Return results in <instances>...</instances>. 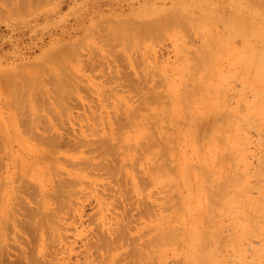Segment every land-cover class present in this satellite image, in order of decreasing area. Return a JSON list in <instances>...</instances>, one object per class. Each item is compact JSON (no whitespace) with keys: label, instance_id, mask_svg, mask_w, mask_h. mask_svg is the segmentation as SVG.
Wrapping results in <instances>:
<instances>
[{"label":"rangeland","instance_id":"374dc122","mask_svg":"<svg viewBox=\"0 0 264 264\" xmlns=\"http://www.w3.org/2000/svg\"><path fill=\"white\" fill-rule=\"evenodd\" d=\"M158 18L170 23L144 30ZM61 77L74 80L63 85L68 93ZM196 82L202 85L190 88ZM188 100L194 104L183 108ZM227 115L232 128L222 132ZM193 117L200 125L191 132ZM114 132L122 138L118 148L111 146L119 142ZM101 135L116 143L104 150ZM218 180L226 197L212 205L207 192ZM180 224L185 242L194 241L191 250L200 246L210 264H264V0H0V264H159L160 255L165 263L187 264L188 245L174 228ZM172 228L174 238L163 240Z\"/></svg>","mask_w":264,"mask_h":264},{"label":"bare ground","instance_id":"6f19581e","mask_svg":"<svg viewBox=\"0 0 264 264\" xmlns=\"http://www.w3.org/2000/svg\"><path fill=\"white\" fill-rule=\"evenodd\" d=\"M36 1H39L40 3L42 2V0H41V1H40V0H36ZM25 2H26V0H25ZM31 2H33V1H31ZM20 3H21V2H20ZM23 3H24V2H23ZM33 3L35 4V1H34ZM38 4H39V3H38ZM18 5H19V4H18ZM31 5H32V4H31ZM33 6H34V5H33ZM166 14H167V13H166ZM164 15H165V14H164ZM168 15H169V14H168ZM179 16H180V15H179ZM182 16H183V15H182ZM181 18H184V17H181ZM127 20H128V19H127ZM131 20H132L133 22H132ZM145 20H146V19H145ZM178 20H179V19H178ZM184 20H185V19H184ZM129 21H131V22H129ZM138 21H139V20H137V22H138ZM143 21H144V20H143ZM143 21H139V22L142 23ZM167 21H168V20L165 19V18H158L157 20H154V21H149V19H148V21L146 22V24L149 22L148 25H146V27H145V25H144L143 27L146 28V29H144L145 31H147L148 33H150L149 30H150V29H153V28H151V25H152L153 27H154V26H155V27H158V28H157V31H158V30H159V27H161V26L164 25V24H168V23H170V22H167ZM170 21L173 22V20H172L171 18H170ZM127 23H129V24L131 23V27H134V26L137 25L136 20H133V19H131V18L127 21ZM135 23H136V24H135ZM141 23H140V25H141ZM144 23H145V22H144ZM125 24H126V23H125ZM129 24H126V25H129ZM121 25H123V24H121ZM138 25H139V24H138ZM171 25H172V24H171ZM123 26H124V25H123ZM147 26L150 27L149 30H148ZM140 27L142 28V26H138V28H140ZM155 27H154V29H155ZM134 28L136 29L137 27H134ZM138 28H137V32L139 33ZM141 28H140V29H141ZM135 29H134V31H135ZM142 29H143V28H142ZM154 29H153V30H154ZM153 30H152V32H153ZM145 31H144V32L142 31L143 34L145 33ZM157 31H155V32H157ZM139 34H141V30H140V33H139ZM73 47H76V46H73ZM204 49H205V48H204ZM74 50H75V49H74ZM198 51H200V50H198ZM195 52H196V51H195ZM203 52H204V50H203ZM198 54H199V52H198ZM206 54H207V52H206L205 54H202V55H206ZM207 56L210 57V55H206V56L204 57V60H205V58H206ZM195 57H196V56H195ZM196 58L198 59V57H196ZM199 58H201V57L199 56ZM204 60H203V61H204ZM201 61H202V60H201ZM244 67L246 68V67H248V66H244ZM65 70H66V69H65ZM62 72H63V71H62ZM199 72H201V71H199ZM192 73H194V75H196V71H195V70H194L193 72H191L190 75H192ZM197 74H198V72H197ZM194 75L191 76V77L188 76V75H187V76L190 77V79H191L192 77H194ZM68 78H69V77H68ZM202 78H203V76H202ZM202 78H200V81L202 80ZM66 79H67V78H66ZM66 79H64V77H63V80L66 81ZM193 79H196V80H197L196 76H195V78H193ZM67 80H68V81H69V80L72 81L71 79H67ZM68 81L65 82V83H64V82L62 83V77H61L60 82H61L62 86H63L64 84L67 85L66 83H68ZM73 81H74V80H73ZM73 81H72V82H73ZM200 81H199V82H200ZM72 82H71V83H72ZM204 82H205V80L202 81V83H204ZM73 83H74V82H73ZM68 84H70V83H68ZM195 84H196V86L193 87V85H192L190 88L195 89V88H198V87H200V86L202 85L201 83H200V85H197V84H199V83H197V82H196ZM57 85H58V87L60 86V88H61V90H62L61 85H59V83H58ZM65 85H64V86H65ZM70 85H72V84H70ZM74 85H75V83L73 84V86H74ZM53 86H54V85H53ZM64 86H63V87H64ZM76 86H78V85H76ZM67 87H68V86H67ZM181 87H182V86H181ZM253 87H254V86H253ZM60 88H59V90H60ZM65 88H66V87H64L63 90H64ZM69 88H70V86H69ZM69 88H68V89H69ZM73 88H75V87H73ZM73 88H72V86H71L70 89H73ZM152 88H153V87H152ZM55 89H56V88H55ZM59 90H58V91H59ZM61 90H60V91H61ZM65 90H66V89H65ZM151 90H152V89H151ZM156 90H157V89H156ZM55 91H56V90H55ZM60 91H59V93H60ZM67 91H68V90H66V92H65V91H64V92H65V93H68ZM71 91H75V90H71ZM191 91H193V90H191ZM65 93H64V94H65ZM69 93L72 94V92H69ZM158 93H159V92H158ZM256 93H257V92H256ZM60 94H63V93H60ZM71 94H70V96H71ZM65 95H66V94H65ZM158 95H159V94H158ZM59 96H61V95H59ZM62 96H63V95H62ZM66 96L69 97L68 94H67ZM160 96H161V95H160ZM160 96H158V98H159ZM63 98H64V96H63ZM150 98H152V97L150 96ZM160 98H161V97H160ZM37 99H38V98H37ZM68 99L70 100V98H68ZM47 100H48V99H47ZM144 100L146 101V99H144ZM144 100H142V101H144ZM168 100H169V99H168ZM35 101H36V100H35ZM66 101H67V100H66ZM155 101H156V100H155ZM155 101H151V102H155ZM158 101H159V103H161L160 100H157V103H158ZM188 101H189V100H188ZM188 101H187V102H183V103L178 101L177 103H182V104L185 103V104L183 105V108H184V107H187V104H188V103H192V104H194L193 101H192V102H190V101L188 102ZM38 102H40V101H38ZM69 102H70V101H69ZM140 102H141V101H140ZM147 102H148V101H147ZM147 102H146V104H147ZM166 102H167V104H168V101H166ZM35 103H36V102H35ZM40 103H41V102H40ZM46 103H47V102H46ZM138 103H139V102H138ZM157 103H156V104H157ZM195 103H198V101H196ZM37 104H38V103H37ZM42 104H43V103H42ZM42 104H41V106H42ZM47 104H48V103H47ZM142 104H143V103H142ZM142 104L140 103L139 105H142ZM152 104H153V103H152ZM152 104H151V105H152ZM192 104H191V105H192ZM50 105H51V104H50ZM147 105H150V103L148 102ZM157 105H158V104H157ZM178 105H179V104H178ZM178 105H177V106H178ZM185 105H186V106H185ZM191 105H190V106H191ZM39 106H40V105H39ZM188 106H189V104H188ZM190 106H189V107H190ZM21 107H22V106H21ZM24 107H25V105H24ZM134 107H135V106H134ZM146 107H147V106L145 105L144 108H146ZM149 107H150V106H149ZM149 107H148V108H149ZM189 107H187V108L189 109ZM17 108H18V107H17ZM26 108H27V107H26ZM26 108H24V109H26ZM39 108H40V107H39ZM45 108H46V107H45ZM142 108H143V107H141L140 109L144 111V108H143V109H142ZM24 109H23V110H24ZM51 109H52V108H51ZM51 109H50V110H51ZM133 109H134V108H133ZM140 109L138 108V109H137V112H138ZM185 109H186V108H185ZM185 109H184V110H185ZM21 110H22V108H21ZM26 110H27V109H26ZM128 110H129V109H128ZM134 110H135V109H134ZM134 110H132V111H133V112H132V111H131V108H130V111H131L132 114L134 113ZM158 111H159V110H158ZM166 111H167V109H166ZM188 111H189V110H188ZM21 112H22V111H21ZM121 112H122V111H121ZM121 112H120V113H121ZM135 112H136V111H135ZM48 113H49V112H48ZM131 113L129 114V112H128V115L130 116ZM138 113H139V112H138ZM150 113H153V112H150ZM186 113H187V111H186ZM27 114H28V113H27ZM140 114H141V113H140ZM140 114H138V115H140ZM153 114H154V113H153ZM153 114H151V116H153ZM155 114H158V113L155 112ZM155 114H154V115H155ZM161 114H162V113H161ZM161 114H160V116H161ZM169 114H170V113H169ZM128 115H127V117H126V116H124V114H123V116L129 120V118L131 119V117H128ZM134 115H137V113H134ZM142 115H143V114H142ZM165 115H166V114H165ZM186 115H189V114H186ZM123 116H121V117H123ZM131 116H132V115H131ZM163 116H164V115H163ZM166 116H167V115H166ZM133 117H134V116H133ZM133 117H132V118H133ZM137 117H138V116H137ZM137 117H136V118H137ZM30 118H31V117H30ZM38 118H39V117H38ZM38 118H37V119H38ZM148 118H150V117H148ZM160 118H161V117H159L158 120H157V118H156V120L159 121ZM114 119H115V118H114ZM117 119L119 120V118H117ZM137 119H138V118H137ZM23 120H24V119H23ZM25 120H27V119H25ZM28 120H30V119L28 118ZM28 120H27V121H28ZM33 120H34V119H33ZM156 120H155V121H156ZM167 120H168V119H167ZM167 120H166V121H167ZM191 120H192V122L189 123V124H190V126H191V132H192V131H194L195 129H197V128L199 127L200 122H198V120H197L196 118H194V117L191 118V119L189 120V122H190ZM112 121H113V120H112ZM115 121H116V120H115ZM124 121H126V120L124 119ZM131 121H133V120L131 119ZM210 121H211V120H210ZM233 121H234V118H233L232 116H230V115H229V116L227 115V116H226V119H225V121H224V122H225V125L223 126V131H222V132H225V131H227V129L232 128L230 125H231V123H232ZM31 122H32V121H31ZM116 122H117V121H116ZM122 122H123V121H122ZM150 122H151V121H150ZM152 122H153V121H152ZM167 122H168V121H167ZM20 123H21V122H20ZM26 123H29V121L26 122ZM32 123H33V122H32ZM35 123H36V122H35ZM37 123H38V121H37ZM110 123H111V121H110ZM113 123H114V121H113ZM119 123H120V122H119ZM123 123H125V122H123ZM165 123H166V122H165ZM205 123H207V125H206ZM205 123H203V124H205L207 127L210 126V124H211V122H209V120H208V122H205ZM22 124H24V123H21V125H22ZM33 124H34V123H33ZM126 124H127V122H126ZM132 124H134V122H133ZM153 124H154V123H153ZM24 125H25V124H24ZM27 125H28V124H27ZM29 125L31 126V123H30ZM35 125H37V124H35ZM119 126H121V125H119ZM126 126H127V125H126ZM163 126H164V125H163ZM203 126H204V125H203ZM206 126H205V127H206ZM24 127H25V126H24ZM107 127H109V126H107ZM114 127H115V126H114ZM114 127H113V128H114ZM116 127H118V125H117ZM123 127H124V126H123ZM123 127H122V128H123ZM149 127H150V126H149ZM149 127H148V128H149ZM166 127H167V125H166ZM205 127H204V128H205ZM207 127H206V128H207ZM28 128H29V127H28ZM32 128H33V127H32ZM32 128H31V129H32ZM204 128H203V129H204ZM33 129H34V128H33ZM109 129H110V128H109ZM124 129H126V128L124 127L123 130H124ZM153 129L155 130L154 127H153ZM153 129H152V130H153ZM27 130H29V129H27ZM115 130H116V129H115ZM117 130H118V129H117ZM117 130H116V132H117ZM123 130L121 129V130L119 131V132H120L119 136H120V135L123 136V134H121V131H122V133L125 134V131H123ZM168 130H169V129H168ZM29 131H31V130H29ZM107 131H108V132H107ZM107 131H106V132L109 133V130H108V129H107ZM165 131H167V130H165ZM126 132H127V131H126ZM150 132H151V131H150ZM191 132H190V133H186V134L189 135V136L191 137V136L194 135V134L191 133ZM107 133H106V134H107ZM36 134H37V132H36ZM114 134H115V132H114ZM161 134H162V133H161ZM195 134H196V133H195ZM37 135L39 136L40 134L38 133ZM109 135H110V133H109ZM116 135H118V134H115V137H116ZM148 136H149V135H148ZM148 136H147V137H148ZM161 136L163 137V135H161ZM161 136H160V139H159V140H162V139H163V138L161 139ZM40 137H41V135H40ZM56 137H57V136H56ZM58 137H59V136H58ZM98 137H99V138L101 137L100 142H101L102 146H103V144H104V150H105V147H106L105 145H108V146H109L110 144H113V143L115 144L116 141L119 140V139L116 137V138H115L116 141H115V142L112 141V142H113V143H112V142H111V137L109 136V137H110V138H109L108 135H107L108 138L106 137V138H104V139H102V137H105V135H101V136H98ZM147 137H146V138H147ZM190 137H189V138H190ZM41 138H42V137H41ZM149 138H151V135L149 136ZM155 138H156V137H155ZM158 138H159V136H158ZM43 139H44V137H43ZM51 139H53V138H51ZM84 139H86V138L84 137ZM97 139H98V138H97ZM121 139H122V138L120 137L119 142L115 144V145H117V146H113V145H111V146H112V147H117V148H118V146L121 145V144H120ZM152 139H154V138H152ZM172 139H173L172 136H169L168 134L165 136L164 143H165V144L167 143L166 146H168V147H167L168 150L170 149V146H171L170 144H171V142H173ZM41 140H42V139H41ZM45 140H46V136H45ZM45 140H44V142L46 143ZM55 140H56V139H55ZM143 140H144V139H143ZM143 140H142L141 142H143ZM147 140H148V139L144 140V143L146 142V144H149V143H147ZM150 140H151V139H150ZM222 140L226 143V139H225L224 136L222 137ZM47 141H48V140H47ZM51 141H52V140H51ZM56 141H57V140H56ZM83 141L85 142L86 140H83ZM96 141H97V140H96ZM153 141H154V140H153ZM153 141H152V143H153ZM174 141H175V140H174ZM80 142H81V140H80ZM100 142L98 141V143H97V142H96V143L99 144ZM139 142H140V141H139ZM141 142H140V144H141ZM162 142H163V140H162ZM199 142H200V141H199ZM199 142H198L197 140H195V144H196L195 146L199 149L197 154H198L199 157L201 158L202 150L200 149V146H198V143H199ZM48 143H49V142H48ZM52 143H53V142H52ZM96 143H94V144H96ZM156 143H158V142H156ZM160 143H161V142H160ZM46 144H47V143H46ZM49 144H51V142H50ZM154 144H155V143H154ZM161 144H163V143H161ZM51 145H52V144H51ZM55 145H57V144H55ZM151 145L154 146L153 144H151ZM121 146H122V145H121ZM124 146H126V150H127V145H124ZM134 146H135V145H134ZM136 146H138V144H137ZM139 146H140V145H139ZM139 146H138V147H139ZM141 146H142V145H141ZM145 146H146V145H144V147H145ZM147 146H148V145H147ZM156 146H157V144H156ZM156 146H154V147H156ZM162 146H163L164 149L166 150L165 146H164V145H162ZM52 147H54V146H52ZM97 147H98V146H97ZM142 147H143V146H142ZM149 147H150V146H149ZM149 147H146V148H149ZM154 147H153V148H154ZM95 148H96V147H95ZM107 148H109V147H107ZM117 148H115V150H117ZM133 148L135 149V147H133ZM139 148H140V147H139ZM153 148H151V149H153ZM97 149H98V150H99V149H103V147L101 148V146H100V148H97ZM97 149H96V150H97ZM137 149H138V148H137ZM141 149H142V153H143V151H144L145 148H140L139 151H140ZM151 149H149V150H151ZM51 150H52V149H51ZM108 150H109V149H108ZM108 150H107L108 153H107V152H106V153H107V155H110L111 153H109V152H110L111 150H110V151H108ZM123 150H124V153H125V152H126L125 149H123ZM123 150H121L122 152H121L120 150H119V151H120L121 153H123ZM129 150H130V148H129ZM132 150H133V149H132ZM147 150H148V149H147ZM147 150H145V152H147ZM168 150H167V151H168ZM172 150H173V149H172ZM100 151H103V150H100ZM100 151H99V152H100ZM119 151H118V153H119ZM133 151H134V150H133ZM135 151H136V149H135ZM159 151H160V150H159ZM103 152H104V151H103ZM113 152H115L114 149H113ZM161 152H162V151L159 152L158 156L161 155V154H160ZM147 153H148V152H147ZM147 153H146V154H147ZM151 153H155V152L152 151ZM151 153H149V154H151ZM165 153H166V152H165ZM165 153H164V154H165ZM169 153H170V150H169ZM51 154H54V152H51ZM101 154H103V153H101ZM104 154H105V152H104ZM138 154H140V152H139ZM143 154H144V153H143ZM143 154H142V155H143ZM155 154H157V153H155ZM164 154L162 155L163 157H165ZM111 155H113V154H111ZM111 155H110V156H111ZM125 155H126V154H125ZM125 155H124V156H125ZM135 155H136V154H135ZM135 155H134V158H135ZM140 155H141V154H140ZM138 156H139V155H138ZM138 156H137V157H138ZM143 156H145V154H144ZM143 156H142V159H143ZM158 156H157V157H158ZM162 156H161V157H162ZM166 156H167V155H166ZM50 157H51V156H50ZM106 157H107V156H106V154H105V158H106ZM108 157H109V156H108ZM111 157H112V156H111ZM119 157H120V156H119ZM157 157H156V158H157ZM103 158H104V155H103ZM116 158H117V156H116ZM126 158H127V160H128V157H126ZM153 158H154V157H153ZM156 158H155V161H154L155 163H154V164H153V162L151 163L152 165H155V164H156ZM158 158H159V157H158ZM158 158H157V164H158ZM166 158H167V157H166ZM169 158H170V157H169ZM169 158H167V159H169ZM53 159H54V158H53ZM110 159L112 160V158H110ZM117 159H118V158H117ZM119 159H120V158H119ZM139 159L141 160V158H139ZM135 160H136V159H135ZM159 160H160V158H159ZM163 160H164V158H163ZM165 160H166V159H165ZM165 160H164L163 162H166V161H167V160H166V161H165ZM152 161H153V160H152ZM92 162H93V161H92ZM92 162L90 161V164H91ZM124 162H126V161H124ZM148 162H149V161H148ZM163 162H159V163H163ZM167 162H170V161L168 160ZM203 162H204V161H203ZM112 163H113V160H112ZM112 163H111V164H112ZM93 164H94V162H93ZM93 164H92V165H93ZM113 164H114V163H113ZM151 164H150V165H151ZM164 164H165V163H163V166H162V164H160L161 166L158 164L159 167H157V166H156V167L153 166V167H155V168H157V169H158V168H161V172H162V174H160V175H162V176L164 175V176L166 177L165 173H163V172L165 171L164 168H166L167 166L164 167ZM94 165H96V164H94ZM100 165H101V164H100ZM100 165H98V166H100ZM117 165H118V164H117ZM123 165H124V164L122 163L121 165H119L118 168L123 169V167H124ZM125 165H127V162L125 163ZM152 165H151V167H152ZM171 165H172V164H171ZM102 166H103V165H102ZM104 166H105V165H104ZM108 166H109V165H108ZM113 166H114V165H113ZM121 166H123V167L121 168ZM95 167H97V165H96ZM115 167H117V166H115ZM115 167H114V168H115ZM125 167H126V166H125ZM125 167H124V168H125ZM174 167H175V166H174ZM106 168H107V167H106ZM106 168H104V169H106ZM149 168H150V167H149ZM168 168H169V167H168ZM111 169H113V168H111ZM150 169H151V168H150ZM157 169H156V170H157ZM172 169H174V168H172ZM182 169L184 170V168H182ZM118 170H119V169H118ZM118 170L116 169V171H114V172H117ZM151 170H153V169H151ZM156 170L154 169L155 172H153V173H156ZM162 170H163V171H162ZM166 170H167V169H166ZM124 171H125V169H124ZM158 171H160V170H158ZM111 172H112V170H111ZM108 173H109V172H108ZM120 173H121V172H120ZM145 173H146V172H145ZM153 173H152V174H153ZM170 173H171V172H170ZM143 174H144V173H143ZM167 174H168V173H167ZM173 174H174V173H173ZM110 175H111V174H110ZM113 175H115V173H114ZM147 175H148V174H147ZM149 175H150V173H149ZM139 176H140V173H139ZM141 176H142V175H141ZM143 176H144V175H143ZM145 176H146V174H145ZM156 176H157V175H156ZM158 176H159V175H158ZM146 177H148V176H146ZM169 178H170V177H169ZM169 178H168L167 182L171 180V178H170V180H169ZM174 178H175V177H174ZM182 178H184V183H185V184H188L189 181H190V179H191V177L189 176V174L186 172V168H185V172H183V174H182ZM234 178H235V177H234ZM69 179H70V178H69ZM147 180H148V178H147ZM174 180H176V179H174ZM137 181H138V180H137ZM140 181H141V179H140ZM143 181H144V180H143ZM151 181H152V180H151ZM152 182H153V181H152ZM154 182H155V181H154ZM167 182H165V183H166L168 186H170V183H167ZM23 183H24V182H23ZM67 183H68V182H67ZM165 183H164V184H165ZM208 183H209V182H208ZM217 183H219V184H218V188L215 189L216 186L214 185V189H215V191L212 190V192H209V193L207 192V196H208V197L210 196V197H212V199H213V201L211 202V204L214 203V202L219 203L220 200H221L222 198H225V197H226V193H224V192H225V190H224V185L221 186V184H224V183H220L219 180H218L217 182H215L216 185H217ZM61 184H62V182L60 183V185H61ZM140 184L142 185V183H140ZM140 184H139V185H140ZM166 184H165V185H166ZM2 185H3V183H2ZM25 185H26V184H25ZM64 185L67 186V184H64ZM68 185H69V184H68ZM71 185H72V184L70 183L69 187H70ZM167 185H166V186H167ZM58 186H59V185H58ZM58 186H57V187H58ZM168 186H167V187H168ZM227 186H228V184H227ZM57 187H56V188H57ZM63 187H64V186H63ZM63 187H60V189L62 188V190H63ZM22 188H23V187H22ZM74 188H75V186H74ZM1 189H2V188H1ZM14 189H15V188H14ZM25 189H26V187H25ZM57 189H59V188H57ZM57 189H56V190H57ZM65 189H67V187H65L64 190H65ZM69 189H70V188H69ZM71 189H72V188H71ZM166 189H168V188H166ZM28 190H31V189L28 188ZM64 190H63V192H66V191H64ZM72 190H73V189H72ZM208 190H210V188H208ZM16 191H17V190H15V192H16ZM19 191H20V190H19ZM26 191H27V190H26ZM74 191H76V189H74ZM74 191H73V192L71 191V192L74 194V193H75ZM60 192H61V190H60ZM69 192H70V191L68 190V194H69ZM163 192H164V191H163ZM169 192H170V190H169ZM21 193H24V191H22ZM55 193H56V192H55ZM57 193H58V192H57ZM66 193H67V192H66ZM235 193H236V192H234V194H235ZM24 194H25V193H24ZM27 194H28V193H27ZM52 194H53V193H52ZM61 194H62V193H61ZM61 194H60V195H61ZM73 194H72V195H73ZM36 195H38V194L36 193ZM56 195H57V194H56ZM66 195H67V194H66ZM69 195H71V194H69ZM69 195H68V196H69ZM53 196H55V195H53ZM53 196H52V197H53ZM34 197H35V196H34ZM58 197H60V196L58 195ZM63 197H64V195H63ZM213 197L216 199V201H214L215 199H214ZM36 198H37V200L39 199V203H40V205H41L40 197L38 198V196H37ZM69 198H71V197H69ZM69 198H66V200H65V203H66V204H67ZM234 198H235V197H234ZM259 198H261V197H259ZM12 199H13V198H12ZM22 199H23V197L21 198V201H22ZM41 199H42V197H41ZM53 199L55 200L54 197H53ZM63 199H65V198H63ZM63 199H61V200L63 201ZM124 199H125V198H124ZM176 199H178V198H176ZM209 199H210V198H209ZM209 199H208V201L210 202L212 199H210V200H209ZM235 199H236V198H235ZM239 199H240V198H239ZM239 199H238V200H239ZM24 200H26V199H24ZM139 200H140V199H139ZM160 200H161V199H160ZM240 200H241V199H240ZM240 200H239V201H240ZM34 201H35V200H34ZM41 201H42V200H41ZM56 201H58V200H56ZM62 201H60L61 203H58V204L61 205L62 203H64V202H62ZM123 201H124V200H123ZM125 201H126V200H125ZM142 201H143V200H142ZM235 201H236V200H235ZM58 202H59V201H58ZM166 202H167V201H165L164 203H166ZM168 202H169V201H168ZM168 202H167V203H168ZM237 202H238V201H237ZM17 203H18V202H17ZM26 203H27V202H26ZM28 203H29V202H28ZM28 203H27V204H28ZM39 203H38V204H39ZM176 203H177V202H175V204H176ZM240 203H241V201H240ZM14 204L16 205V203H14ZM18 204H19V203H18ZM36 204H37V203H36ZM56 204H57V203H56ZM56 204H55V205H56ZM58 204H57V205H58ZM129 204H130V203H129ZM142 204H143V203H142ZM154 204L157 205L156 203H154ZM175 204H174V205H175ZM178 204H179L178 207L180 208V203L178 202ZM219 204H220V203H219ZM12 205H13V204H12ZM131 205H132V204H131ZM147 205H148V204H147ZM169 205H170V203H169ZM172 205H173V204H172ZM174 205H173L172 207H174ZM212 205H214V204H212ZM217 205H218V204H217ZM16 206H17V205H16ZM21 206H22V205H21ZM27 206H28V205H27ZM29 206L32 207V205H29ZM34 206H35V205H34ZM38 206H39V205H38ZM58 206H59V205H58ZM63 206H64V204H63ZM152 206H153V203H152ZM22 207H23V206H22ZM35 207H36V206H35ZM56 207H57V206H56ZM138 207H139V205H138ZM138 207H137V209H138ZM149 207H150L149 209H151V204H150ZM153 207H155V206H153ZM153 207H152L151 211L154 209ZM163 207H166V206H165V205H162V210L164 209ZM209 207H210V206H209ZM11 208H13V207H11ZM11 208H10V209H11ZM14 208H15V207H14ZM14 208H13V209H14ZM18 208H20V207H18ZM28 208H29V207H28ZM41 208H42V207H41ZM41 208L39 209V207H38V208L36 207V209H38L39 211H40V210L42 211ZM61 208H62V207H61ZM61 208H60V206H59V208H56V209H61ZM141 208H142V207H141ZM141 208H140V209H141ZM169 208H170V207H169ZM244 208H245V207H244ZM22 209H23V208H22ZM50 209H51V208H50ZM56 209H55V210H56ZM134 209H135V207H134ZM140 209H139V210H140ZM147 209H148V207H147ZM180 209H181V208H180ZM213 209H214V208H212L211 211H212ZM7 210H8V209H7ZM30 210H31V209H30ZM32 210H33V209H32ZM32 210H31V211H32ZM139 210H138V211H139ZM167 210H168V209H167ZM167 210H166V208H165V211H167ZM11 211H12V210H11ZM24 211H25V210H24ZM41 211H40V212H41ZM46 211H47V210H46ZM46 211H45V212H46ZM57 211H58V210H57ZM57 211H56V212H57ZM140 211H141V210H140ZM142 211H143V210H142ZM154 211H155V209H154ZM154 211H153V212H154ZM158 211H159V208H158L157 212H158ZM168 211H169V210H168ZM178 211H179V210H178ZM208 211H209V210H208ZM245 211H246V210H245ZM258 211H259V210H258ZM51 212H52V210H51ZM56 212H55V213H56ZM153 212H152V213H153ZM12 213H13V212H12ZM12 213H10V215H11ZM14 213H15V212H14ZM46 213H47V212H46ZM52 213H53V212H52ZM52 213L50 214V211L47 213L48 215L50 214V215H49V218H50V216L52 215ZM152 213L149 212L148 214L151 215ZM155 213H156V212H154V216H153V218H155ZM231 213H232V212H231ZM246 213H247V212H246ZM40 214H41V213H40ZM53 214H54V213H53ZM168 214H169V213H168ZM16 215H17V214H16ZM35 215H36V214H35ZM37 215H39V214H37ZM156 215L159 216V214H156ZM166 215H167V214H166ZM166 215H164V216H166ZM176 215H177V212L175 213V216H176ZM215 215H216V214H215ZM43 216H45V213L42 214V217H43ZM56 216H57V215H56ZM14 217L16 218L15 215H14ZM33 217H36V216H33ZM52 217H53V216H52ZM52 217H51V218H52ZM166 217H170V216L168 215V216H166ZM15 218H14V219H15ZM23 218H24V216H23ZM25 218H26V217H25ZM25 218H24V219H25ZM39 218H40L39 220H41V216H39ZM43 218H45V217H43ZM158 218H159V217H158ZM162 218H165V217H162ZM178 218H180V216H179ZM4 219H5V218H4ZM4 219H3V220H4ZM24 219H23V220H24ZM53 219H54V217L52 218V220H53ZM15 220H17V218H16ZM37 220H38V219H37ZM39 220H38V221H39ZM44 220L47 221V218L44 219ZM52 220H51V222H52ZM55 220H56V219H54V221H55ZM60 220H61V219H60ZM154 220H155V219H154ZM177 220H178V219H177ZM6 221H7V220H6ZM35 221H36V220H35ZM42 221H43V219L41 220V222H42ZM213 221H214V220H213ZM7 222H8V221H7ZM10 222H12V220H11ZM22 222H23V221H22ZM36 222H37V221H36ZM36 222H35V226H36V225L41 226L42 223L45 224V225H42V226H44V227L46 226V223H45V222H42V223H41V222L39 221L38 224H36ZM47 222H48V221H47ZM49 222H50V221H49ZM5 223H6V222L3 221V227H4L5 225L8 226V225L5 224ZM31 223H32V220H31ZM31 223H30V224H31ZM39 223H41V224L39 225ZM56 223H57V221H56ZM1 224H2V223H1ZM28 224H29V223H28ZM33 224H34V221H33ZM33 224H31V225H33ZM54 224H55V222H54ZM126 224H127V223H126ZM166 224H167V223H166ZM166 224H165V226H166ZM168 224H170V222H168ZM168 224H167V225H168ZM50 225H51V224H50ZM120 225H122V224H120ZM162 225H164V224H162ZM211 225H213V224H211ZM211 225H209V229H212V228H211ZM38 226H37V227H38ZM47 226H48V224H47ZM125 226H127V225H125ZM159 226H161V225H159ZM174 226H175V225H174ZM22 227H23V224H22ZM44 227H43V228H44ZM151 227H152V226H151ZM155 227H156V226H155ZM155 227H154V229H155ZM169 227H170V225H169ZM178 227H179V231H178V229H176V228H178ZM212 227H214V226H212ZM4 228H5V227H4ZM4 228H3V229H4ZM46 228H47V227H46ZM119 228H120V227H119ZM123 228H124V226H123ZM123 228H121L120 230H122ZM167 228H168V227H167ZM174 228H175V231H177V234H180V230L182 229L181 231H182V234H183V238H181V240H183L184 243H186V244L188 245V248L186 249V251H185V253H184V259H185L184 262H185V263L187 262V264H210V261H209L210 258H209V256H208V255L201 254V247H200V246L197 247V248H195L194 250H191V249H193V247H194V243H193L194 241H193V242H192V241H191V242H185V240H186L185 237H186V234H187V230H186V228H185L182 224H180L179 226L174 227ZM5 229H6V228H5ZM30 229H31V228H30ZM33 229H34V227H33ZM35 229H36V228H35ZM35 229H34V231H36ZM39 229L41 230V228H38V230H39ZM147 229H149V228H147ZM168 229H169V228H168ZM168 229H167V231H168ZM45 230H46V229H45ZM50 230H51V229H50V227H49L48 231H50ZM117 230H118V228L116 229V232H117ZM126 230L128 231L127 228H126ZM155 230H156V229H155ZM157 230H158V229H157ZM163 230H165V229H163ZM173 230H174L173 228H172V230H169V234H170V235L168 234V237L165 235L166 233H168V232H166V231L164 232L165 234L162 233L163 236H162V234H160V233H159V235H161L162 238L167 237V238H164L163 240H165V239H167V240L171 239V240H172V238H174V236H175L174 233H176V232L173 231ZM20 231H21V230H20ZM23 231H24V230H23ZM122 231H123V230H122ZM151 231H152V230H151ZM32 232H33V231H32ZM32 232H31V234H32ZM37 232H39V231H37ZM43 232H44V230H43ZM116 232L114 231L113 234H115ZM157 232H158V231H157ZM162 232H163V231H162ZM209 232H210V231H209ZM213 232L216 233L215 231H213ZM213 232H211V233H212L213 238H215ZM1 233H2V232H1ZM34 233H35V232H34ZM117 233H118V232H117ZM119 233H120V232H119ZM123 233H125V232H123ZM204 233H205V232H204ZM27 234H28V233H27ZM177 234H176V235H177ZM217 234H218V233H217ZM217 234H215V235H217ZM29 235H30V234H29ZM33 235H34V234H33ZM146 235H147V234H146ZM153 235H154V234H153ZM153 235H152V236H153ZM157 235H158V234H157ZM157 235L155 234L156 238L158 237ZM164 235H165V236H164ZM102 236H103V235H102ZM115 236H116V235H115ZM120 236H121V235H120ZM124 236H125V235H124ZM126 236H127V235H126ZM152 236H150V237H152ZM169 236H170V237H169ZM203 236H206V234H204ZM109 237H110V235H109ZM109 237H108V238H109ZM117 237H118V236H117ZM121 237H122V236H121ZM144 237H145V234H144ZM144 237L142 236V238H144ZM148 237H149V236H148ZM148 237H147V238H148ZM150 237H149V239H150ZM153 237H154V236H153ZM105 238H106V237H105ZM105 238H104V239H105ZM111 238H112V236H111ZM111 238H110V241H111ZM126 238H127V237H126ZM126 238H124V239H126ZM147 238H146V239H147ZM202 238H203V237H202ZM99 239H100V238H99ZM120 239H122V238H120ZM158 239H159V238H158ZM160 239H161V238H160ZM203 239H204V238H203ZM203 239H202V240H203ZM205 239H206V238H205ZM105 240H106V239H105ZM116 240H117V239H116ZM116 240H115V242H116ZM131 240H132V237H131ZM135 240H136V239H135ZM144 240H145V239H144ZM163 240H160V241H163ZM202 240H201V242H202V244H204L205 242L203 243ZM214 240H215V239H214ZM108 241H109V239L107 240V242H108ZM110 241H109V242H110ZM112 241H113V239H112ZM112 241H111L110 243H112ZM126 241H127V240H126ZM132 241H133V240H132ZM138 241H139V240H138ZM142 241H143V240H142ZM215 241H216V240H215ZM104 242H105V241H104ZM122 242H123V241H122ZM135 242H136V241H135ZM201 242H200V243H201ZM98 243H99V241H98ZM119 243L121 244V240H120V242H118V244H119ZM133 243H134V242H133ZM138 243H139V245H140L141 241L138 242ZM167 243H168V242H167ZM112 244H113V243H112ZM118 244H115V243H114L115 246H117ZM129 244H130V243H129ZM202 244H201V245H202ZM101 245H102V244H101ZM107 245H108V243H107ZM131 245H132V244H131ZM136 245H138V244H136ZM136 245H135V246H136ZM143 245H144V244H143ZM151 245H153V244H151ZM2 246H3V245H2ZM105 246H106V245H105ZM108 246H109V245H108ZM108 246H107V248H108ZM111 246H112V245H111ZM115 246H114L113 248H115ZM118 246H119V245H118ZM121 246H123V244H122ZM144 246H145V245H144ZM149 246H150V245H149ZM202 246H204V245H202ZM208 246H209V243H207V246L205 245V246L202 247V248H203V249H204V248H208ZM98 247H100V246H98ZM107 248H106V249H107ZM110 248H111V247H110ZM113 248H112V249H113ZM131 248H132V247H131ZM137 248H139V247L137 246ZM137 248L135 247L136 250H137ZM145 248H146V246H145ZM145 248L143 247V249H145ZM150 248H151V247H150ZM154 248H155V246H153L152 249H154ZM112 249H111V250H112ZM140 249H142V245H141V248H140ZM140 249H138V252H139ZM146 249H148V248H146ZM155 249H156V248H155ZM155 249H154V250H155ZM158 249H159V248H158ZM204 250H205V249H204ZM207 250H208V249H207ZM142 251H143V250H142ZM142 251L140 250L141 253H142ZM198 251H200V252L198 253ZM219 251H220V250H219ZM136 252H137V251H136ZM143 252H145V250H144ZM148 252H149V251H148ZM150 252H151V249H150ZM213 252H215V250H214ZM0 253H1V252H0ZM131 253H132V252H131ZM211 253H212V252H211ZM216 253H217V252H215V254H216ZM136 254H137V253H136ZM138 254H139V256H140V253H138ZM142 254H144V253H142ZM145 254H147V253L145 252ZM153 254H154V253H152V255H153ZM155 254H156V253H155ZM212 254H213V253H212ZM212 254H210L211 257H213ZM148 255H149V254H148ZM150 255H151V254H150ZM137 256H138V255H137ZM139 256H138V257H139ZM141 256H142V255H141ZM145 256H147V255H145ZM33 257H34V256H33ZM143 257H144V256H143ZM147 257L149 258V256H147ZM148 258L144 259V261L146 262ZM152 258L156 260V258H154V255L152 256ZM213 258H216V257L214 256ZM126 259H127V258H126ZM158 259L161 260V261H160L161 264H164V263H165L164 258H163V255H160ZM34 260H35V259H34ZM140 260H143V259H140ZM249 260H251V259H249ZM36 261H37V260H36ZM133 261H134V259H133ZM133 261H131V264H132ZM137 261H138V259H137ZM148 261H149V260H148ZM148 261H147L146 263H144V262H140V261H139V262L142 263V264H143V263H144V264H147ZM156 261H157V260H156ZM38 262H39V261H38ZM38 262H37V263H38ZM139 262H138V263H139ZM135 263H136V262H135ZM135 263H134V264H135ZM138 263H137V264H138ZM140 263H139V264H140ZM160 263H159V264H160ZM174 263H176V262H174ZM174 263H173V264H174ZM35 264H36V263H35ZM125 264H127V263H125ZM149 264H150V263H149ZM153 264H154V263H153ZM155 264H157V263H155ZM165 264H168V263H165ZM177 264H178V263H177ZM181 264H184V263L181 262Z\"/></svg>","mask_w":264,"mask_h":264}]
</instances>
